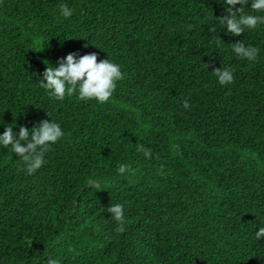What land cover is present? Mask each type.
<instances>
[{"label": "trees", "instance_id": "obj_1", "mask_svg": "<svg viewBox=\"0 0 264 264\" xmlns=\"http://www.w3.org/2000/svg\"><path fill=\"white\" fill-rule=\"evenodd\" d=\"M226 7L0 0V134L45 119L65 132L32 175L0 145V264H264V24L232 36ZM244 14L264 15L251 0ZM237 41L259 49L255 61L234 53ZM72 52L120 66L109 102L56 100L40 86ZM217 67L234 82L219 84ZM117 203L122 233L107 212Z\"/></svg>", "mask_w": 264, "mask_h": 264}, {"label": "clouds", "instance_id": "obj_2", "mask_svg": "<svg viewBox=\"0 0 264 264\" xmlns=\"http://www.w3.org/2000/svg\"><path fill=\"white\" fill-rule=\"evenodd\" d=\"M223 2L227 5L225 10L228 14L219 17V21L225 25L230 35L240 36L245 32V29H255L258 24H264V15L244 14V8L248 6L249 0H223ZM237 5H241V7L237 8ZM59 9L65 18L72 15V11L66 4H60ZM251 9L254 12L264 13V0H251ZM212 31L215 29L213 28ZM220 46H222V41L218 40L217 47ZM232 50L239 58L249 61H255L259 54L258 48L246 46L243 41L234 42ZM57 63L58 66L49 65L45 69L40 81V86L56 100L62 101L66 96L71 97L78 91L80 100L95 99L104 104L111 100L116 91L117 82L124 79V73L118 64L108 58L98 60V54L95 52L84 55L72 52L66 58H60ZM206 66L208 67L207 64ZM212 72L221 85L234 82V75L230 69L217 67ZM182 107L189 109V102L185 100ZM64 137L65 132L59 123L45 119L34 125L32 129L20 126L18 134L13 131L12 126H7L3 134H0V145L9 148L20 157L26 164L27 174L32 175L46 163L44 156L50 150V145L59 142ZM22 142H26V144ZM137 151L143 152L144 156L149 159L152 157L151 149L146 148L143 144H138ZM117 170L121 176L134 172L126 164H120ZM89 186L99 187L98 183L94 181H89ZM107 212H110L112 218L118 223L116 231L124 232L123 205L119 203L111 205L107 208ZM255 235L257 240L264 238V227H260ZM47 264H59V261L48 258Z\"/></svg>", "mask_w": 264, "mask_h": 264}]
</instances>
